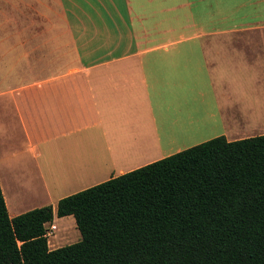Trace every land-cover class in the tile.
Here are the masks:
<instances>
[{"label":"crops","instance_id":"obj_1","mask_svg":"<svg viewBox=\"0 0 264 264\" xmlns=\"http://www.w3.org/2000/svg\"><path fill=\"white\" fill-rule=\"evenodd\" d=\"M12 2L0 186L10 217L52 205L69 221L50 248L80 240L75 217L57 216L63 197L220 135L264 134V0Z\"/></svg>","mask_w":264,"mask_h":264},{"label":"trees","instance_id":"obj_2","mask_svg":"<svg viewBox=\"0 0 264 264\" xmlns=\"http://www.w3.org/2000/svg\"><path fill=\"white\" fill-rule=\"evenodd\" d=\"M81 239L50 248L52 205L10 217L0 264H264V134L220 135L63 197Z\"/></svg>","mask_w":264,"mask_h":264},{"label":"rangeland","instance_id":"obj_3","mask_svg":"<svg viewBox=\"0 0 264 264\" xmlns=\"http://www.w3.org/2000/svg\"><path fill=\"white\" fill-rule=\"evenodd\" d=\"M8 1L10 3H8ZM13 0H0V13H1V10L3 13H8L10 12V6L12 5V2ZM56 224L58 225V229L56 231V238H57V235L60 236V237H67L69 234V227H71V225H69V221L67 220H59L57 219L56 221ZM69 225V226H68ZM67 229V230H65ZM79 231V230H78ZM80 233V232H79ZM81 235V234H80ZM82 236H80V239H81ZM50 240L53 241L54 238L53 236L50 237Z\"/></svg>","mask_w":264,"mask_h":264},{"label":"built area","instance_id":"obj_4","mask_svg":"<svg viewBox=\"0 0 264 264\" xmlns=\"http://www.w3.org/2000/svg\"><path fill=\"white\" fill-rule=\"evenodd\" d=\"M57 229H58V226L55 222L53 221L46 222L44 236L49 240L50 237L55 235Z\"/></svg>","mask_w":264,"mask_h":264}]
</instances>
